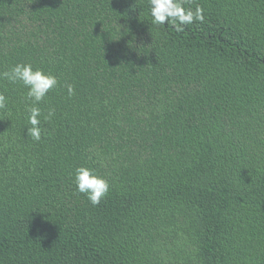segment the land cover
<instances>
[{
  "label": "trees",
  "instance_id": "16d2710c",
  "mask_svg": "<svg viewBox=\"0 0 264 264\" xmlns=\"http://www.w3.org/2000/svg\"><path fill=\"white\" fill-rule=\"evenodd\" d=\"M182 2L178 32L148 0H0V73L59 81L34 141L0 78V264H264V0Z\"/></svg>",
  "mask_w": 264,
  "mask_h": 264
},
{
  "label": "clouds",
  "instance_id": "9594fccd",
  "mask_svg": "<svg viewBox=\"0 0 264 264\" xmlns=\"http://www.w3.org/2000/svg\"><path fill=\"white\" fill-rule=\"evenodd\" d=\"M152 23L157 26L172 25L176 31H182L185 25L194 21H203V9L197 6L195 11L185 8L182 0H148ZM0 78L6 79L12 84H22L27 91V98L32 102L29 108L27 135L34 141L41 139L40 117L42 116L39 103L58 85L55 75L46 73L43 69L33 68L30 63H17L9 71L0 73ZM69 95L74 93L71 85L67 86ZM8 97L0 92V110L5 109ZM54 112L49 111L45 120H50ZM74 183L77 192L87 196L93 205H98L105 198L110 189V183L104 176L98 174L95 169L80 166L74 173Z\"/></svg>",
  "mask_w": 264,
  "mask_h": 264
}]
</instances>
